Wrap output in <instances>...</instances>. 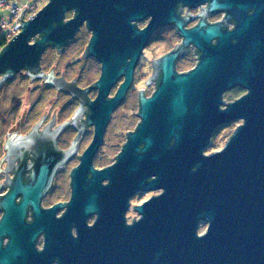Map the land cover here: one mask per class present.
<instances>
[{"label":"water","instance_id":"1","mask_svg":"<svg viewBox=\"0 0 264 264\" xmlns=\"http://www.w3.org/2000/svg\"><path fill=\"white\" fill-rule=\"evenodd\" d=\"M180 2L208 4L207 12L225 13V23L234 22L235 29L203 20L184 31L174 16ZM24 11L20 32L0 52V86L23 70L32 79H47L41 71L44 51H62L83 26L92 32L83 57L102 61L94 86L99 94L91 104L95 140L72 176L77 264H264V0H50L29 20ZM69 11L74 16L66 20ZM146 15L153 21L138 31L132 23ZM170 23L177 24L186 47L193 43L199 49V64L178 74L179 53L156 63L159 83L150 98L140 95L141 122L128 133L116 162L95 170L94 154L131 86L145 42L157 26ZM121 76L125 81L108 100ZM236 86L248 93L222 109L223 92ZM240 120L221 150L205 154L217 129ZM45 178L43 172L25 187L17 180L1 201L0 264H25L20 236L25 210L32 207V227L42 230L46 215L38 199ZM139 191L161 193L136 207L140 219L128 224L125 214ZM18 193L23 201L17 206ZM90 215H97L92 226ZM202 223L207 228L200 234ZM4 236L11 238L5 249Z\"/></svg>","mask_w":264,"mask_h":264},{"label":"flooded vegetation","instance_id":"2","mask_svg":"<svg viewBox=\"0 0 264 264\" xmlns=\"http://www.w3.org/2000/svg\"><path fill=\"white\" fill-rule=\"evenodd\" d=\"M207 8L208 4L204 3L198 7H190L180 2L176 6L174 16L182 23L184 31L197 28L203 20L207 26L223 24L222 29L225 31L235 29L234 22L225 23V13H210L207 12ZM152 21L153 17L146 15L132 24L138 31H143L151 25ZM183 36L176 23L162 24L154 29L145 42L135 64L131 86L123 101L113 111L104 129L102 143L94 154L92 165L95 170L106 169L116 162L128 141V133L135 131L141 122L140 95L144 92L145 96L150 98L159 83L160 72L156 63L165 56L179 53L175 63L178 74L190 72L199 64L201 52L193 43L186 47ZM217 42V40L212 41L215 45ZM89 43L90 40L82 50L83 52L77 54L78 58L70 62L61 72L57 70V67L50 65L52 69L50 71L46 69L45 56L49 50H53L60 61L66 54L71 40L62 51L48 47L41 59V71L48 78L32 79L26 70L16 74L13 78L20 74L28 77L26 91L22 94H25L26 99L14 95L9 105L0 107V203L14 188L17 180H20V184L25 187L35 185L43 172L46 177L41 197L38 199V208L42 214L46 215L42 230L36 231L37 229L32 227L36 221L32 207L29 205L25 210V228L20 235L22 246L26 250L25 264H77L80 235L77 214L73 206L70 207L73 200L72 176L75 168L80 166L83 155L95 140L97 125L95 110L91 104L98 97L99 90L94 86L102 75L100 59L95 55L83 57ZM74 65L78 67V73L69 74V70L71 71ZM72 69L77 70L74 67ZM13 78L0 86V95L8 88ZM51 78H53L52 81ZM125 79V76H121L116 80L108 91V100L116 96ZM58 82L62 83V87L56 84ZM247 93L248 90L241 86L226 89L222 94L224 104L221 108L226 109L229 104ZM128 102H136L139 123L133 131H125L127 123H124L123 127H116L118 130L115 133L116 143L120 150L111 159V153L108 152L109 134L113 130L112 125L117 122V112ZM241 123L240 120L231 125L222 126L216 132L232 125L235 131ZM213 152L206 153L205 150V154ZM91 176L89 174V178ZM107 183L108 181H104L103 185ZM160 193L161 191L135 193L130 199V205L125 214L127 223L132 224L138 221L140 214L136 211V207ZM14 201L15 205H20L23 195L18 193ZM3 216L4 210L0 206V221ZM96 219L97 215L88 216V226H92ZM34 233L36 237L32 240ZM10 240L8 236L2 238L3 249L9 245Z\"/></svg>","mask_w":264,"mask_h":264},{"label":"rangeland","instance_id":"3","mask_svg":"<svg viewBox=\"0 0 264 264\" xmlns=\"http://www.w3.org/2000/svg\"><path fill=\"white\" fill-rule=\"evenodd\" d=\"M36 1L38 2L36 3ZM46 1L49 2L50 0H4L6 7L18 6L19 8H25L27 3H30L31 5H35V6L37 5L40 7L44 3H46ZM10 7L9 9L5 10L2 8V6H0V19H1L0 24L1 23L5 24L10 20L11 18ZM37 10L38 9H36V11ZM26 17L28 18L27 15ZM72 17H73V11H69L66 15V20H69ZM4 21L6 22L4 23ZM16 22H14V24H16ZM0 27L2 31L6 32V30H8V27H6V25L4 27L1 24ZM90 39H91L90 30H87L85 27H83L78 33V36L74 40H71V44L70 46H68L66 54L60 59V61H59V58L55 55V52L53 50H49V52L46 53V56H45L46 61L44 63L45 68L50 71V69H52V67H49L50 65V66L57 67V70L61 72L63 69H65L68 66V64H70V62L78 58L77 54H81L83 52L82 50L85 49V46L89 42ZM75 65L73 67L77 69L78 67H75ZM73 67H71V71L69 70V74L78 73V69L73 70L72 69ZM27 78L28 77H26L23 74H20L16 78H13L8 88H6L0 95V107L9 105V101L12 100V97L14 95L17 97L22 96L23 99H26V96H24L25 94L24 95L22 94H23V91L24 93L26 91ZM136 114H137L136 102L134 103L128 102L126 106H124L122 109H120L117 112V115H116L117 122L112 125L113 130L110 131L109 138H108L109 140L108 152L111 153V159H113V157L117 155L116 153H118L120 150V148L118 147L116 143L117 141H116L115 133L118 131L116 127H123L124 123H127L124 128L125 131L126 130L133 131L139 123V120L137 119ZM233 131H234V126L232 125L225 129H220L218 132H216L213 138H211L212 139L211 145L207 149H205L206 153H210V152L221 149L224 146V144L227 142V140L231 137ZM206 228H207L206 224H202L199 228V233L203 234L206 231Z\"/></svg>","mask_w":264,"mask_h":264},{"label":"built area","instance_id":"4","mask_svg":"<svg viewBox=\"0 0 264 264\" xmlns=\"http://www.w3.org/2000/svg\"><path fill=\"white\" fill-rule=\"evenodd\" d=\"M2 1V2H1ZM0 6H2L3 9L7 10L9 9L10 6L6 7L4 0H0ZM36 7L34 5H31L30 3H27V5L25 6L26 11H24V8H19L18 6H11V18L10 20L5 23L6 21H4L5 24L1 23L4 27L6 25V27H8V30H6L9 34L10 38H13L14 36H16V34H18L21 30L20 28V24L19 22V16L21 14V12L24 11L25 14V19L29 20L30 18H33L37 11L35 9ZM26 15L28 16V18L26 17ZM17 21V22H16ZM14 22H16V24H14Z\"/></svg>","mask_w":264,"mask_h":264},{"label":"trees","instance_id":"5","mask_svg":"<svg viewBox=\"0 0 264 264\" xmlns=\"http://www.w3.org/2000/svg\"><path fill=\"white\" fill-rule=\"evenodd\" d=\"M38 1H36V3H37ZM47 2L48 1H46V3H44L42 6H35L36 7V9H38L37 10V12L38 11H40L46 4H47ZM0 22H1V19H0ZM1 25V24H0ZM8 32L6 31H2L1 30V27H0V52H1V50L6 46V44L7 43H9L10 42V40L12 39V38H10L9 37V34H7Z\"/></svg>","mask_w":264,"mask_h":264}]
</instances>
